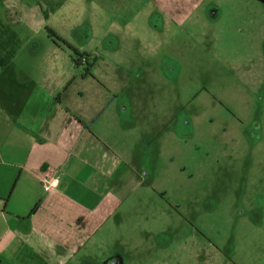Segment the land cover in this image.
Returning a JSON list of instances; mask_svg holds the SVG:
<instances>
[{
    "label": "rangeland",
    "instance_id": "obj_1",
    "mask_svg": "<svg viewBox=\"0 0 264 264\" xmlns=\"http://www.w3.org/2000/svg\"><path fill=\"white\" fill-rule=\"evenodd\" d=\"M67 7L69 43L86 55L77 78L94 65L81 103L93 114L113 100L109 117L128 116L132 132L119 141L138 157L140 185L123 180L120 247L109 235L104 256L264 264V0Z\"/></svg>",
    "mask_w": 264,
    "mask_h": 264
},
{
    "label": "crops",
    "instance_id": "obj_2",
    "mask_svg": "<svg viewBox=\"0 0 264 264\" xmlns=\"http://www.w3.org/2000/svg\"><path fill=\"white\" fill-rule=\"evenodd\" d=\"M69 1L0 0V264H123L104 256L106 239L120 247L138 157L119 141L132 132L128 116L109 117L113 100L93 114L81 103L93 69L77 78L74 50L50 32L74 40ZM41 173L57 189L45 192Z\"/></svg>",
    "mask_w": 264,
    "mask_h": 264
},
{
    "label": "built area",
    "instance_id": "obj_3",
    "mask_svg": "<svg viewBox=\"0 0 264 264\" xmlns=\"http://www.w3.org/2000/svg\"><path fill=\"white\" fill-rule=\"evenodd\" d=\"M40 181L44 187L45 192L49 193L59 186V179L57 177H53L51 175L41 173L39 176Z\"/></svg>",
    "mask_w": 264,
    "mask_h": 264
},
{
    "label": "trees",
    "instance_id": "obj_4",
    "mask_svg": "<svg viewBox=\"0 0 264 264\" xmlns=\"http://www.w3.org/2000/svg\"><path fill=\"white\" fill-rule=\"evenodd\" d=\"M50 31V30H49ZM51 32V35L54 36V38L57 40V41H60L61 43L67 45V47L71 48L72 50H74L75 52V55H76V65H81V62L82 60L86 59V55L81 53L78 49L74 48L72 45H70L69 43H67L66 41H64L63 39H61L60 37H58L56 35L55 32L53 31H50Z\"/></svg>",
    "mask_w": 264,
    "mask_h": 264
},
{
    "label": "flooded vegetation",
    "instance_id": "obj_5",
    "mask_svg": "<svg viewBox=\"0 0 264 264\" xmlns=\"http://www.w3.org/2000/svg\"><path fill=\"white\" fill-rule=\"evenodd\" d=\"M84 60H85V59H84ZM86 63H87V60H86ZM93 66H94V65H93V64H90V62L88 61L87 66H86V67H88L87 69H92Z\"/></svg>",
    "mask_w": 264,
    "mask_h": 264
}]
</instances>
